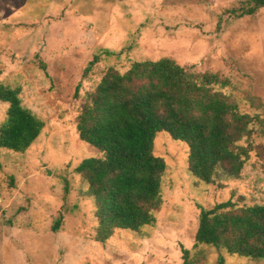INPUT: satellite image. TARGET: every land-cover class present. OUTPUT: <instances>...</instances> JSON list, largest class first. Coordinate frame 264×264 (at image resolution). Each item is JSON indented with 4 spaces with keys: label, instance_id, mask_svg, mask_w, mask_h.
I'll list each match as a JSON object with an SVG mask.
<instances>
[{
    "label": "rangeland",
    "instance_id": "1",
    "mask_svg": "<svg viewBox=\"0 0 264 264\" xmlns=\"http://www.w3.org/2000/svg\"><path fill=\"white\" fill-rule=\"evenodd\" d=\"M247 1L0 0V85L17 89L44 124L24 153L0 149V264H264L195 244L201 208L264 205V160L255 152L236 179L219 171L206 184L189 173L188 146L158 133L153 155L166 169L155 221L104 242L75 173L103 157L79 139L87 96L109 70L165 58L197 78L217 76L216 90L261 119L253 137L264 147V8L240 17ZM7 108L0 103V127Z\"/></svg>",
    "mask_w": 264,
    "mask_h": 264
},
{
    "label": "trees",
    "instance_id": "2",
    "mask_svg": "<svg viewBox=\"0 0 264 264\" xmlns=\"http://www.w3.org/2000/svg\"><path fill=\"white\" fill-rule=\"evenodd\" d=\"M262 8L264 0H249L239 16H253ZM94 59L92 63L98 61ZM220 85L217 76L197 78L165 58L133 63L123 74L109 70L87 96L77 118L79 139L103 157L83 160L75 173L87 184L96 206L97 242L116 231L154 223L162 206L160 176L166 169L153 155L158 133L188 146L189 173L206 184L213 183L219 171L236 179L252 152L264 160V147L256 146L253 137L261 119L240 113L216 90ZM0 103L8 106L0 149L24 153L44 124L22 106L17 89L0 85ZM195 244L264 261V205L242 207L229 200L201 208Z\"/></svg>",
    "mask_w": 264,
    "mask_h": 264
}]
</instances>
